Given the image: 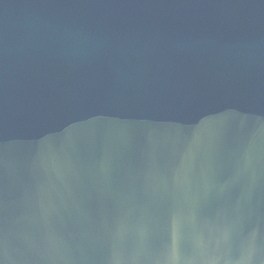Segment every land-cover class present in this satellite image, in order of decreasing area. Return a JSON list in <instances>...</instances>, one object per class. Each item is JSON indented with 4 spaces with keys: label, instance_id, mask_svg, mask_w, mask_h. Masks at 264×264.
Masks as SVG:
<instances>
[{
    "label": "water",
    "instance_id": "water-1",
    "mask_svg": "<svg viewBox=\"0 0 264 264\" xmlns=\"http://www.w3.org/2000/svg\"><path fill=\"white\" fill-rule=\"evenodd\" d=\"M0 264H264V0H0Z\"/></svg>",
    "mask_w": 264,
    "mask_h": 264
}]
</instances>
